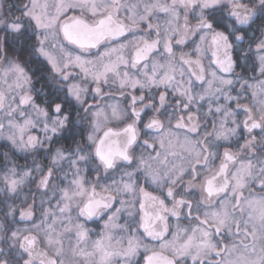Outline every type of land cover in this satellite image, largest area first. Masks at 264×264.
<instances>
[{"label": "snow or ice", "instance_id": "snow-or-ice-1", "mask_svg": "<svg viewBox=\"0 0 264 264\" xmlns=\"http://www.w3.org/2000/svg\"><path fill=\"white\" fill-rule=\"evenodd\" d=\"M0 264H264V0H0Z\"/></svg>", "mask_w": 264, "mask_h": 264}]
</instances>
